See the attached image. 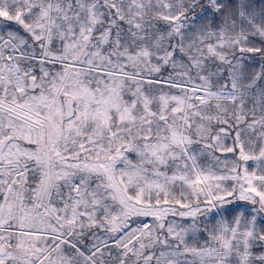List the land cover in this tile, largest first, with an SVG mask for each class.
<instances>
[{
	"label": "snow or ice",
	"instance_id": "snow-or-ice-1",
	"mask_svg": "<svg viewBox=\"0 0 264 264\" xmlns=\"http://www.w3.org/2000/svg\"><path fill=\"white\" fill-rule=\"evenodd\" d=\"M0 264H264V0H0Z\"/></svg>",
	"mask_w": 264,
	"mask_h": 264
}]
</instances>
